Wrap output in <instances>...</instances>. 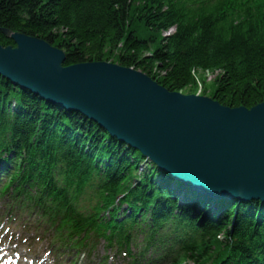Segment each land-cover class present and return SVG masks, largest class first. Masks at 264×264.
<instances>
[{"label": "trees", "instance_id": "trees-1", "mask_svg": "<svg viewBox=\"0 0 264 264\" xmlns=\"http://www.w3.org/2000/svg\"><path fill=\"white\" fill-rule=\"evenodd\" d=\"M188 2L0 0V46L11 45L2 31L24 34L62 50L64 66L114 62L140 71L168 92L187 90L190 95L198 85L194 72H216L210 95L219 105L251 109L264 103V27L242 22L245 29H231L228 10L235 3L200 10L182 6ZM11 96L18 98L14 107ZM0 100L4 108H12L0 113V133L15 130L22 137L25 145L11 149L31 171L74 185L76 175L83 182L98 175L104 180L103 194L111 201L124 193L134 200L135 210L127 221L145 216L155 220L152 225L162 226L177 209L172 194L158 185L161 180L170 185V179L94 121L49 104L1 76ZM137 202L142 205L136 206ZM182 216L176 227L211 233L189 248L186 260L194 264L210 260L213 249L221 245L220 235L244 248L246 242H253V231L264 226V207L258 202H235L202 225L193 218L192 209L183 207ZM209 223L217 228H209ZM245 257L249 260L248 254ZM231 262L227 259L223 264Z\"/></svg>", "mask_w": 264, "mask_h": 264}, {"label": "water", "instance_id": "water-1", "mask_svg": "<svg viewBox=\"0 0 264 264\" xmlns=\"http://www.w3.org/2000/svg\"><path fill=\"white\" fill-rule=\"evenodd\" d=\"M10 41L0 46L3 77L86 115L190 188L264 202V103L231 109L117 64L64 66V52L41 39Z\"/></svg>", "mask_w": 264, "mask_h": 264}, {"label": "bare ground", "instance_id": "bare-ground-1", "mask_svg": "<svg viewBox=\"0 0 264 264\" xmlns=\"http://www.w3.org/2000/svg\"><path fill=\"white\" fill-rule=\"evenodd\" d=\"M9 32V31H8ZM12 34H16V33H11V34H9L8 36H5V35H3L4 36V38L5 39H7V40H9L10 41V35H12ZM35 38V37H34ZM36 39H39V38H36ZM42 40V39H41ZM44 41V40H43ZM11 42V41H10ZM11 45L13 46V43L11 42ZM101 62H104V61H101ZM194 77H195V81L197 82L198 81V78H197V76L196 75H194ZM3 78H5V77H3ZM2 78V79H3ZM5 81H8L12 86H15L16 85V83L12 80V79H9V78H5L4 79ZM20 89H24L25 91H31L30 89H27V88H24V87H20ZM8 98H11V101H12V106L14 107L15 105H16V103H17V101H18V98L17 97H13V96H11V97H8ZM5 107V104H4V102L2 101V100H0V113H5V112H7L8 110L9 111H11V109L12 108H4ZM64 109L67 111V112H69V113H79L78 111H73V110H69L68 108H65L64 107ZM80 114V113H79ZM81 115H83L84 117H86L87 119H89V120H91L90 118H88L86 115H84V114H81ZM7 116H10V115H6V117ZM91 121H93V120H91ZM95 122V121H94ZM95 123H97V122H95ZM99 126H100V124L99 123H97ZM1 131V130H0ZM3 132V131H2ZM19 145H21V146H24L25 145V143H24V141L22 140V137L20 136V135H18L17 133H15V130L13 131V132H11V133H0V146H6V147H8L9 149L10 148H18V146ZM33 146H35V143H33ZM54 152L56 153V156H59V155H61L60 153H59V151H58V147L55 145L54 146ZM260 217V216H259ZM262 217H264V216H262Z\"/></svg>", "mask_w": 264, "mask_h": 264}, {"label": "rangeland", "instance_id": "rangeland-1", "mask_svg": "<svg viewBox=\"0 0 264 264\" xmlns=\"http://www.w3.org/2000/svg\"><path fill=\"white\" fill-rule=\"evenodd\" d=\"M112 64H115V63L113 62ZM215 73L216 72H208V71L194 72V74L198 78V85H197V89L194 90V94H192V95H196V96H199V97H205V98L211 99L210 93L212 92V89L214 87V85L212 83H213V80H214ZM187 92L188 91L185 90L184 93L181 92V94L187 95L188 94ZM95 260L96 261H94V262L96 264H106V263L110 264L104 258L100 257V259H99L98 256L95 257ZM91 261H93V260H91ZM187 264H194V263L190 261Z\"/></svg>", "mask_w": 264, "mask_h": 264}]
</instances>
